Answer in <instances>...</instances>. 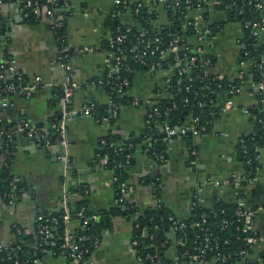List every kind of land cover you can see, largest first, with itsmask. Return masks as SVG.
I'll list each match as a JSON object with an SVG mask.
<instances>
[{"label": "crops", "instance_id": "obj_1", "mask_svg": "<svg viewBox=\"0 0 264 264\" xmlns=\"http://www.w3.org/2000/svg\"><path fill=\"white\" fill-rule=\"evenodd\" d=\"M113 1L57 0L56 16L65 26L66 47L68 51L72 50L69 63L73 77L80 85L72 98L74 106L91 102L105 105L108 101L103 88L94 89L92 83L102 78L105 71V45L111 36L105 21L115 10ZM126 1L129 4L136 2ZM205 1L209 6L207 20L200 7L187 16V20L196 22L198 29L187 42L196 47L199 45L197 36L208 30V51L214 57L211 72L218 78L226 76L233 80L241 25L228 21L224 11L212 8L218 0ZM153 8L151 11L158 13L155 26L168 25L162 6ZM118 19L124 25L135 23L129 10L120 12ZM221 22V26L209 28L210 24ZM0 28L3 31L0 35V67L5 65L11 76L25 78L27 81L23 84H30L36 76H40L44 84L30 95L3 97L0 91V128H5L6 139L10 142L11 169L27 184L26 193L14 206L0 199V242H8L13 238L8 230L10 222L18 223L28 234L33 230L38 212L55 211L61 204L64 164L59 159L57 143L42 146L28 132L32 128L46 136L45 133L54 130L53 125L59 120V82L64 70L59 62L60 49L48 23L44 19L27 21L17 0H0ZM159 79V74L148 70L136 72L129 96L149 98L161 88ZM255 92L253 85L242 87L232 98V107L225 111L221 108L228 95L220 93V116L211 122L208 131L201 133L204 127L197 136L179 135L168 139L164 161L152 158L145 150H136L128 172L131 189L126 192L127 200L141 209L160 202L172 212V216L182 221L189 216L194 199L211 206L217 198L232 197L233 189L235 195L236 189L232 185L225 188L207 185L201 190L198 186L210 179L223 180L244 172L236 157L235 146L251 131L243 110L256 102ZM145 126L144 109L131 104L120 106L115 116L109 113L79 115L70 122L67 131L70 161L77 180L86 188L89 210H108L116 203L111 174L105 168L104 158H100L101 142L109 135L116 141L138 136ZM192 147L194 154L191 153ZM261 151L260 166L254 175L256 181L241 187L243 193L236 198L244 201L247 207H262L252 219L258 243L251 246L250 260L264 257V149ZM5 154L0 143V166ZM192 160L194 164H191ZM181 245L182 241L170 228L161 247V258L157 257L154 262L137 254L132 245L131 227L125 220L116 218L110 229L101 235L98 246L89 257V264H194L193 258L187 260L188 256H182L184 252H178L177 247ZM40 264H67V260L63 255L48 254ZM249 264L258 263L250 261Z\"/></svg>", "mask_w": 264, "mask_h": 264}, {"label": "trees", "instance_id": "obj_2", "mask_svg": "<svg viewBox=\"0 0 264 264\" xmlns=\"http://www.w3.org/2000/svg\"><path fill=\"white\" fill-rule=\"evenodd\" d=\"M38 1L45 4V0ZM197 3H199V6H197ZM135 5V3L130 4V13L133 22H135L132 25H124L118 17L112 18L111 15H108L105 21V27L111 32L112 37L116 34L126 35V40L122 44L127 49V52H125L126 58L123 61L124 66L116 74L118 78L113 77L103 87L105 93L119 107L131 103L132 97L128 95V91L136 72L146 70L148 65L154 62L167 65L166 63L170 60H161L160 56L162 49L166 47L173 35L184 38V42L188 43L187 39L195 34L194 26L186 24L188 21L193 23L192 20H187L189 13L200 7L204 19H206L209 8L205 0H192L190 5H182L180 8L164 4L162 8L169 24L158 28L155 26L158 13L155 10L150 11L146 7L139 8L135 13ZM212 8L224 11L228 21H236L241 25V35L238 38L239 51L233 80H229L226 76L218 78L217 75L211 72L214 57L208 50L204 54H198L190 46L183 53L188 57L196 55L198 60L181 76L180 90H176L177 86L170 87V96L158 103L161 112L160 118L157 119L158 122L146 124L144 130L138 136H131L125 140L119 139V141H116L113 136H106L105 144L99 148L100 158H104L106 162L105 168L112 177L116 178L112 182L116 199L121 197L120 183L128 182V172L133 163V155L136 150L144 151L148 147V155L152 158V152L165 153L168 139L165 140L164 138L160 121L168 122L171 127H180L191 116L198 118V125L205 127V130L201 133H206L211 122L220 116L218 104L220 93H227L231 85L244 87L247 85L254 86L260 81L264 82V26H261L260 36L252 35V28L255 24H264V0H218ZM239 10H241V13H239ZM25 19L27 21L36 20L33 15H29ZM246 22H249V24H245ZM221 25L222 22L210 24L209 28L214 29L216 26ZM64 30L65 26L62 22V26L54 32V38L60 50L67 46ZM143 30H147V33L140 36ZM2 32V28H0V35ZM139 39L142 41L149 40L152 47L158 46V50L153 54L150 50H142V43H138ZM155 39H158V41L155 42ZM135 45L139 48L136 52L144 51V59L148 64L145 65L130 58L133 53L129 52V49H135ZM108 49L109 45L106 43L105 50ZM65 54L69 57L72 55V50L67 51ZM206 59L211 61V68L207 75L204 73L203 66V61ZM239 61L245 62L246 69L242 74L237 71ZM0 74L4 76L0 80V91H2L1 95L3 97L17 95L3 91L6 83L12 81L16 84H23L27 81L25 78H21L22 82H20L17 75L11 76L8 74L5 65L0 67ZM102 76L105 77V73ZM177 77L178 75L174 74L172 81L174 82ZM122 79L128 80L130 84L127 87H121L120 92H118ZM187 84H190V90L188 91L184 88ZM185 99H188L186 104H184ZM255 101L253 105L248 106V120L251 131L242 136L235 146L236 157L248 177H253L256 174V168L260 164L255 158L264 149L263 90H256ZM95 106L97 110L95 116L98 113H109L106 105L96 103ZM0 132L2 149L7 151L4 162L0 166V199L3 203L8 204L11 198H14L15 202L22 198L27 191V184L23 179L14 175L11 169L10 142L6 139L4 127L0 128ZM45 134L52 142L56 143L57 136L54 130ZM190 136V134H187L184 137ZM191 149L194 150V147ZM127 158H129V163L125 162ZM242 184L245 185L246 183ZM241 187L237 189L235 195L233 189L232 197L217 198L211 206H205L198 203L197 200H193L194 204L191 206L189 216L182 219L187 225L186 229L174 231L176 238L182 241V245L177 247L178 252H187V260L193 258L194 264H244L241 251L245 250L251 254L252 249L244 240L248 236V232L243 231V220H238L235 214L238 209L235 199L242 195ZM68 190L71 196L67 206L73 238L75 241L79 236H85L86 238L79 243L81 249H87V252L83 253V259L89 260L95 249L93 241L100 239L103 232L110 229L113 220L116 218L125 220L131 226L132 240H137L134 248L138 255L148 257L154 262L157 257H160L161 247L166 240V234L170 231L168 216L173 215L162 203L159 202L154 206L141 209L128 201L125 194L123 203H114L108 210L91 211L88 208L86 188L77 180L73 169L68 179ZM63 215L64 208L61 204L55 211L38 212L34 220L33 230L28 234L24 232L18 223L10 222L8 230L13 238L8 242H0V264H35V259L42 260L48 254L53 256L67 255V251L60 247L66 227L63 222ZM93 215L96 216L95 219L91 218ZM87 217L90 219L86 224H83L84 219ZM225 219L228 223L224 225L222 221ZM195 222H199L200 225L194 226ZM45 227L50 230L53 236L54 246L45 244L43 236L39 233V230ZM206 236L209 238L210 243L205 248L204 255L199 256V250L204 247V237ZM10 256L12 258H9Z\"/></svg>", "mask_w": 264, "mask_h": 264}, {"label": "built area", "instance_id": "obj_3", "mask_svg": "<svg viewBox=\"0 0 264 264\" xmlns=\"http://www.w3.org/2000/svg\"><path fill=\"white\" fill-rule=\"evenodd\" d=\"M20 6V12L23 15L24 18L29 17V15H33L36 19H44L48 25L49 28L54 32L62 26L61 20L57 18L55 8L57 6V0H45V4H41L38 0H17ZM115 5V10L111 13L112 18L118 17V14L121 12L120 10H131L130 4L126 0H114L113 1ZM192 3V0H136L135 2V8L134 12L136 13L139 8L146 7L151 11V8L156 6H162L164 7V4H168L172 7L180 8L182 5H190ZM197 6H199V3H197ZM122 8V9H121ZM239 13H241V10H239ZM245 24H249V22H246ZM187 25H193L195 30L198 31L196 28V22H187ZM264 26V24H255L252 28V35L253 36H260L262 32L261 26ZM147 33V30H143L142 34L140 36H144ZM207 33L208 30H205L202 35H198V44L196 47H192L196 53L201 54L205 53L209 48V39H207ZM126 40L125 34H116L114 37L112 35L108 39V45L109 49L106 51L105 59H104V73L105 77L97 79L94 83H92V88H99L104 87L106 84L110 82L113 77L118 78L116 75L119 72V69L124 66V59L126 58L125 52H127V49L122 45L124 41ZM158 39H155V42H157ZM142 43V50H150L151 54H153L156 50H158V46L152 47L149 40H138V43ZM184 38L180 36L173 35L172 39L169 41V43L164 47L161 51V60H170L167 65H163L161 62H154L148 65L147 69L149 72L154 74H159V82L160 86L163 89L161 92L160 89L156 91L152 96L145 99H138L136 97H132L131 105L143 108L144 109V118L145 123L150 124L152 122H158V118H160V109L158 103L160 100L164 98H168L170 96L169 88L172 86H177L176 90H180V83L182 82L181 76L190 69L192 65L198 60L196 55L186 56V54H183L189 49L191 45L189 43H183ZM138 46L135 45V49H129V52L133 53L130 58L133 60H138L143 64H148L146 60L144 59V51H139ZM68 51L67 47H63L60 50V56H59V62L64 70L63 77L61 81L59 82V88H60V94L58 96V111H59V120L58 123L54 124V131L56 134V143L59 150V159L64 164V176H63V194H62V200L61 205L64 208V215H63V222L66 224L64 236L62 238V244L61 248L63 250L67 251V255H63L66 260L67 264H89V260L83 259V253L87 252V249H81L79 246L80 242H83L86 238L85 236H79L77 240L75 241L73 238V234L71 231L70 226V214L68 209V200L70 199V192L68 190V179L70 172L72 170V164L70 161L69 156V143H68V137H67V131L68 126L70 122L79 115H94L96 113V103L91 102L89 104H85L82 106H74L72 105V98L75 94V92L80 88L79 83L74 79L73 73H72V67L69 63V57H67V54H65ZM183 54V55H181ZM163 65V66H162ZM204 66V73L207 75L209 73V69L211 68V61L210 59H206L203 61ZM238 70L239 74H242L245 71V62L239 61L238 63ZM174 74H177L178 77L173 82L172 76ZM263 76V74H262ZM3 74H0V80L3 79ZM20 82H22L21 79H18ZM129 81L126 79H122L120 83V87L117 90L120 92L121 87H127L129 85ZM43 80L40 76H36L33 78V81L30 84H16L12 81L6 83L4 85V89L8 93H16L19 95H30L32 92L35 91V89L43 86ZM256 90H263L264 91V82L260 81L256 85H254ZM185 90H190V84H187L184 86ZM242 87H238L235 85H231L229 90H227L228 99L224 102V106L221 108L224 111L232 107V98L235 97L237 94L240 93ZM129 95V94H128ZM108 101L105 104L107 107V111L110 115H114L119 108V105H117L113 100L107 95ZM188 102V99L184 100V104ZM99 105V104H98ZM244 114L248 116V107L243 110ZM157 120V121H156ZM198 118H193L191 116L188 117L186 123L180 127H171L168 122L166 121H160L161 123V130L164 133L165 140L170 139L175 136H185L187 134H190L192 136H197L200 134L202 130H204L203 126H199ZM28 134L32 136L37 142H39L42 146H51L53 144H56L55 142H52L50 138L47 136H44L40 131L29 128ZM103 145L105 144V141L103 140L101 142ZM7 152V151H6ZM145 152H149V148H145ZM191 153L194 154V150L191 149ZM153 157L158 161H164L165 155L163 153L157 154L155 152L151 153ZM261 155L258 154L255 158V160L259 163ZM105 162V159H104ZM126 163H129V158L126 159ZM106 163V162H105ZM195 162L192 160L191 164H194ZM120 166V165H118ZM259 167V166H258ZM258 168H256L257 172ZM112 182L116 180L115 177H112ZM256 177H248L245 172L239 173V174H232L229 178L219 180V179H210L207 180L205 183H202V185L198 186V189L201 190V188L210 185L217 188H225L226 186L232 185L237 192V189H239L244 184L242 183H253L256 181ZM13 186H15L13 184ZM131 189V185L128 182H121L119 186V191L121 194V197L117 198L115 201L116 203H123L125 194L127 191ZM86 192V191H85ZM238 209L236 210V216L238 217V220H243V231L248 232V236L244 238V240L249 244L250 246L258 243V238L254 234L253 226H252V219L256 213L261 212L262 207L258 206L256 208L253 207H247L245 202L241 199L235 200ZM14 198L9 199L8 205L14 206L15 205ZM92 219H95L96 216L93 215L91 217ZM40 219V217H39ZM90 218L87 217L84 219L83 224H86ZM168 221H170V228L173 231H180L186 229V224L175 218L172 215L168 216ZM228 221L225 219L222 221V224H227ZM199 222H195L194 226H199ZM130 226V225H129ZM131 227V226H130ZM39 233L43 236V240L45 244H49L50 246H54L55 242L53 240V236L48 228L40 229ZM204 247L199 250V256L204 255L205 248L208 246L209 238L206 236L204 237ZM99 239H95L93 241L94 248L98 246ZM137 244V240H132L133 247ZM53 254V253H52ZM243 263L249 264L250 261L257 262L258 264H264V257H257L255 259L250 260L248 252L245 250L241 251ZM183 257L188 256L187 252H184L182 254ZM9 258H12L11 256ZM224 260V258H223ZM41 260H34L35 264H40Z\"/></svg>", "mask_w": 264, "mask_h": 264}, {"label": "water", "instance_id": "obj_4", "mask_svg": "<svg viewBox=\"0 0 264 264\" xmlns=\"http://www.w3.org/2000/svg\"><path fill=\"white\" fill-rule=\"evenodd\" d=\"M254 21H255V19H254Z\"/></svg>", "mask_w": 264, "mask_h": 264}]
</instances>
